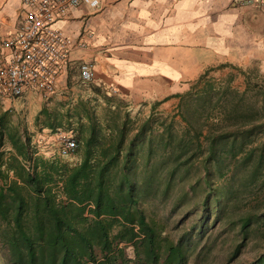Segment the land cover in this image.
<instances>
[{
  "label": "trees",
  "instance_id": "trees-1",
  "mask_svg": "<svg viewBox=\"0 0 264 264\" xmlns=\"http://www.w3.org/2000/svg\"><path fill=\"white\" fill-rule=\"evenodd\" d=\"M246 80L243 93L218 91L220 99L212 107L224 104L225 114H207L201 120L202 128L193 131L188 144V133L179 140L166 130L154 138L153 130L145 127L132 134L125 125L119 130H105L90 121V130H82L81 124V130L75 132V151L80 152L82 160L68 165L58 159H33L28 137L9 136L13 152L7 158L0 152V242L8 263L83 264L84 260L95 261L97 248L106 254L98 264H113L116 256L108 255L116 242H126L136 253H143L145 264H156L162 257L166 264H187L181 240L172 242L163 226L148 219L143 205L161 192L167 195L178 171L187 169L198 158L209 190L201 211L209 218L213 215L211 196L215 190L211 169L219 178L224 177L228 156L235 163H245L254 156V182L264 180V141L256 143L264 136V85ZM250 93L254 95L253 104L247 102ZM201 95L200 101L212 103V97L206 100L207 93ZM42 115L51 130L61 128L66 117L59 111L43 110ZM248 130H254V149L246 150L244 145L237 149L241 143L238 139L244 143ZM4 139L5 132L0 130V147ZM225 143H230V151L224 149ZM239 155L242 158L237 159ZM31 160L33 165L27 168L26 162ZM221 212L217 214L219 219ZM262 220L264 210L248 215L241 225L242 234L246 237L252 224L257 226ZM118 255L122 257L123 252L118 251ZM252 264H264V253Z\"/></svg>",
  "mask_w": 264,
  "mask_h": 264
},
{
  "label": "rangeland",
  "instance_id": "rangeland-1",
  "mask_svg": "<svg viewBox=\"0 0 264 264\" xmlns=\"http://www.w3.org/2000/svg\"><path fill=\"white\" fill-rule=\"evenodd\" d=\"M247 78L251 83L264 85V71L257 65L243 70L234 68L225 71L212 70L182 95L184 97L178 104L166 110L157 108L160 105L152 109L143 107L132 109L127 101L112 94L108 95L106 92L100 93V98L93 99V97L78 102L72 101L68 93L58 99L56 97L51 103L30 99L27 103L10 104L0 100V121H2L0 130L5 132L4 144L0 147V152H3L7 158L13 152L9 136H22L31 140L33 159L41 157L58 159L68 165L79 164L82 160L80 152L74 151L71 156L64 157L60 155V150L62 145L70 140L75 141L77 146L76 130H81V124L84 126L82 130H90V121L105 130H119L125 125L126 130H131L132 134L145 127L147 130H153L154 138L162 132L166 133V130H170L179 140L188 133L190 134L186 138L188 144L189 137L194 135L193 131L202 128L201 120L207 114L219 117L225 114L224 104H218L216 109L212 107L220 99L218 91L231 89L243 93L247 89ZM73 81V85L77 87L79 85L77 76ZM77 89L82 92L87 90L88 93L90 87L81 84ZM204 93L208 95L207 101L210 97L213 98L212 103L206 105L205 99L200 101L199 98ZM249 96L251 98L247 102L253 104L254 95L250 93ZM43 110L49 113L59 111L66 115L63 126L56 130L49 129L47 119L42 115ZM187 120L191 122V126L188 125ZM203 131L206 133L207 128L204 127ZM244 131L246 130H241L239 133ZM248 131L250 133H246L244 143L241 138L238 139L241 143L238 142L237 149L242 145L246 150L254 149V130ZM229 140L232 141L231 138ZM174 141L177 143L178 140ZM263 141L264 136L259 137L256 143ZM223 147L226 151L231 149L230 143L223 144ZM240 158L242 155L237 157ZM32 165L33 160L26 162L27 168H31ZM224 166L222 178L211 169L210 179L215 188L211 196L212 218H209L208 213L201 211L209 190L204 182L205 169L199 158L194 159L187 169L178 171L175 185L167 195L161 192L157 197H150L143 205L148 219H153L163 226L164 234L172 242L176 244L181 240L183 253L187 256V264H252L264 253L263 220L257 226L253 223L246 237L241 232V225L248 215L264 210V180L254 182V156L245 163L238 161L235 163L231 156H228ZM193 186L195 190L191 189ZM184 195L186 197L182 200ZM219 210H222L220 219L217 217ZM254 228L257 230L255 233ZM187 233L189 235L186 236ZM118 251L123 252L122 257L118 255ZM125 254L131 255L132 258L125 262ZM105 255L95 248L94 263L98 264L106 259ZM109 256H116L113 264H145L142 261L143 253H136L134 247L126 242L118 244L116 242L114 251ZM0 264H9L6 249L1 242ZM156 264L166 263L162 257Z\"/></svg>",
  "mask_w": 264,
  "mask_h": 264
},
{
  "label": "crops",
  "instance_id": "crops-1",
  "mask_svg": "<svg viewBox=\"0 0 264 264\" xmlns=\"http://www.w3.org/2000/svg\"><path fill=\"white\" fill-rule=\"evenodd\" d=\"M99 2L97 9H69L56 24L76 45L57 99L68 93L72 101H87L106 92L132 109L160 105L166 110L212 70L257 65L264 71V5L238 0ZM22 12V0H0V39L20 24ZM83 64L94 72L88 93L77 89ZM131 258L124 255L125 262Z\"/></svg>",
  "mask_w": 264,
  "mask_h": 264
},
{
  "label": "built area",
  "instance_id": "built-area-1",
  "mask_svg": "<svg viewBox=\"0 0 264 264\" xmlns=\"http://www.w3.org/2000/svg\"><path fill=\"white\" fill-rule=\"evenodd\" d=\"M244 5L258 4L264 0H238ZM88 5L99 8V0H22L23 18L20 24L0 39V100L15 104L30 99L52 102L61 94L60 79L72 61L76 45L56 27L67 11ZM79 47L84 48L81 44ZM81 83L89 85L93 78L90 64L80 66ZM75 141H66L60 155L71 156ZM83 264H95L84 260Z\"/></svg>",
  "mask_w": 264,
  "mask_h": 264
}]
</instances>
